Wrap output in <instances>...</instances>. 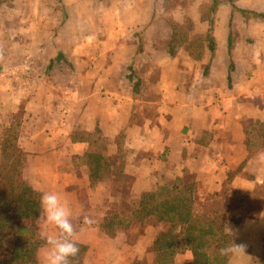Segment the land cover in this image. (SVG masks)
<instances>
[{
	"label": "crops",
	"instance_id": "1",
	"mask_svg": "<svg viewBox=\"0 0 264 264\" xmlns=\"http://www.w3.org/2000/svg\"><path fill=\"white\" fill-rule=\"evenodd\" d=\"M3 35L0 172L40 206L60 195L82 223L81 264H130L146 247L101 225L111 184L93 181L88 153L123 162L128 209L185 173L207 195L264 185V149L245 145V124H264V0H2ZM40 232L33 264L60 237L46 218Z\"/></svg>",
	"mask_w": 264,
	"mask_h": 264
},
{
	"label": "trees",
	"instance_id": "2",
	"mask_svg": "<svg viewBox=\"0 0 264 264\" xmlns=\"http://www.w3.org/2000/svg\"><path fill=\"white\" fill-rule=\"evenodd\" d=\"M209 40V38H208ZM246 147L255 154L264 149V124L248 122ZM92 158V179L100 175L110 180L108 198L103 204L101 225L113 236L126 231L127 245L139 241L152 264H264V185L252 193H241L228 187L207 195L197 188L195 179L185 173L154 192L143 193L128 210L122 207L129 190L122 182L123 162H112L99 155ZM13 167L0 172V264H33L37 250L45 245L41 236L45 216L38 195L25 184L13 183ZM6 181V182H5ZM81 206L90 211L82 196ZM73 233L81 227L70 220ZM233 244L244 251L224 255L221 250ZM71 257L69 264H81L84 248ZM130 264H147L145 257Z\"/></svg>",
	"mask_w": 264,
	"mask_h": 264
},
{
	"label": "clouds",
	"instance_id": "3",
	"mask_svg": "<svg viewBox=\"0 0 264 264\" xmlns=\"http://www.w3.org/2000/svg\"><path fill=\"white\" fill-rule=\"evenodd\" d=\"M261 162L264 163V157H261ZM41 207L46 221L60 230L59 238L48 237V244L51 247L45 258L46 264H69L70 258L76 256L79 251L76 243L70 239L73 234L71 210L56 192L44 193L41 197ZM237 250L244 251V248L233 244L222 249L221 253L228 255Z\"/></svg>",
	"mask_w": 264,
	"mask_h": 264
},
{
	"label": "rangeland",
	"instance_id": "4",
	"mask_svg": "<svg viewBox=\"0 0 264 264\" xmlns=\"http://www.w3.org/2000/svg\"><path fill=\"white\" fill-rule=\"evenodd\" d=\"M0 1H2V0H0ZM4 3V2H3ZM7 4H9V6H10V3L9 2H7ZM6 21V20H5ZM183 21V20H182ZM185 29H186V26H185ZM4 36L5 35H3V38H4ZM175 36H178V37H182V36H184V33H183V31L182 32H179V33H176V35ZM3 41V45L5 46L6 45V41H5V38L4 39H2L1 37H0V42H2ZM8 42H9V40H8ZM2 44V43H1ZM10 44V43H9ZM7 45V48H8V50H9V46H12L11 44L10 45ZM16 65V64H15ZM127 202L128 201H126L124 204H122V205H125V204H127ZM124 207V209H122V210H128V208H127V206H123ZM126 240H127V237H126Z\"/></svg>",
	"mask_w": 264,
	"mask_h": 264
}]
</instances>
